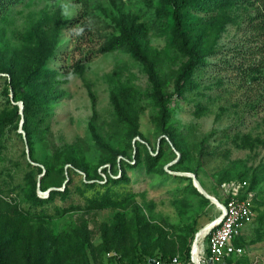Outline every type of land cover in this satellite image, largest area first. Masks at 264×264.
Wrapping results in <instances>:
<instances>
[{
    "label": "rangeland",
    "instance_id": "obj_1",
    "mask_svg": "<svg viewBox=\"0 0 264 264\" xmlns=\"http://www.w3.org/2000/svg\"><path fill=\"white\" fill-rule=\"evenodd\" d=\"M251 1L183 9L198 57L187 73L168 0H1L0 264L185 255L217 210L184 174L217 200L221 184H248L256 214L241 260L264 264V39L247 38ZM129 29L163 94L184 82L164 126L178 159L145 65L113 46ZM27 74L20 126L11 81Z\"/></svg>",
    "mask_w": 264,
    "mask_h": 264
},
{
    "label": "built area",
    "instance_id": "obj_2",
    "mask_svg": "<svg viewBox=\"0 0 264 264\" xmlns=\"http://www.w3.org/2000/svg\"><path fill=\"white\" fill-rule=\"evenodd\" d=\"M222 200L213 203L217 215L209 222L215 223L198 237L195 233L188 257L179 254L168 261L150 258L144 264H239L246 254L236 241L242 238L245 229L255 219L254 195L245 181H229L220 185ZM222 201V202H221Z\"/></svg>",
    "mask_w": 264,
    "mask_h": 264
},
{
    "label": "trees",
    "instance_id": "obj_3",
    "mask_svg": "<svg viewBox=\"0 0 264 264\" xmlns=\"http://www.w3.org/2000/svg\"><path fill=\"white\" fill-rule=\"evenodd\" d=\"M168 1H169L170 6H171V9H172V22H173V26H174L175 35L180 40V42L182 43L181 49L191 56V61L186 68V72L191 73V71L197 66L198 57H197L196 52H194L191 49H188V47H187L188 43L186 42V39H185L186 38L185 33H184L185 24H184V18H183L182 11L187 6L193 5L195 0H168ZM198 1L204 2L205 0H198ZM257 3H258V6L256 7L255 5ZM0 5H1V0H0ZM251 6L254 8V10H256V13L249 20L250 22L248 24V30H247V32L249 33V37H247V38H249L250 41L257 43V42L261 41L262 39H264V0H252ZM122 34H123L122 38L115 39L113 46L118 47V46L126 45L130 49L132 54L137 59H139L141 62H143V64L145 65L146 71L149 75V78L155 84L154 85V92H155L154 99H155V104L159 109V119H160L159 122H160L161 131L165 135L164 138L166 141H167V139L169 141L170 140L172 141V137L164 129V126L166 125V122L168 121V118H169V111L167 108V104L172 102V100L174 98L175 99L180 98V96L183 93L184 82L182 80H180L178 82L177 87L175 88V91L173 94H170V95L163 94L160 91V89L158 88V85L156 82V76H155V72H154L153 68L148 63H146L145 59L142 57V55L138 49L136 42L133 39V34H134L133 30L132 29L124 30V32ZM239 66L242 67L243 64L240 63ZM247 70L251 74L252 73H258L260 70V67L258 65L256 66V63H251L248 65ZM30 81H31V77L28 76V74L19 82L11 81L12 102H16V103L22 102L23 114L25 117V120L23 119V121H25L24 123H26V121H27L26 118L29 114V109L27 108L26 95H27V87L29 86ZM15 106L18 107L17 105H15ZM1 123H3L2 120H0V124ZM172 145L174 147V144H172ZM36 187H37V185H36ZM39 188H40V186H39ZM249 190H251V189L249 188ZM34 193H35V187L33 188V195H34ZM236 245L242 246V247L245 246L244 243L241 242V239L236 241ZM189 249H190V246H189ZM188 253H189V250L187 251V253L185 255H182V256L188 257ZM170 257L169 256H167V257L162 256L159 259L166 262V261H168V259ZM146 261H147V259L142 260V258H140V264H144ZM107 264H128V263H121L120 259L116 255L109 254ZM239 264H242V263L240 262Z\"/></svg>",
    "mask_w": 264,
    "mask_h": 264
},
{
    "label": "water",
    "instance_id": "obj_4",
    "mask_svg": "<svg viewBox=\"0 0 264 264\" xmlns=\"http://www.w3.org/2000/svg\"><path fill=\"white\" fill-rule=\"evenodd\" d=\"M11 98H12V93H11ZM14 105H17L19 107V114L22 116V111H23V104L22 102H13ZM23 124V119H21V122H20V126ZM167 139V138H166ZM168 141V144L170 145V147L173 149V151L176 153L177 155V159L179 157L178 153L176 152L175 148L173 147L172 143L167 139ZM187 178L191 179V183H192V186H194V188L196 189L195 187V184L196 182H198L194 176H192L191 174H184ZM67 181H68V178H66V180L64 181L63 183V189L65 188L66 184H67ZM199 183V182H198ZM39 186H40V183L37 184V192L40 194V190H39ZM196 191L201 194L202 196H204L206 199H208L209 201H211V203H215V198H213V201L212 199H210L204 192H202L201 190H198L196 189ZM49 193L47 192L46 193V196L48 195Z\"/></svg>",
    "mask_w": 264,
    "mask_h": 264
},
{
    "label": "bare ground",
    "instance_id": "obj_5",
    "mask_svg": "<svg viewBox=\"0 0 264 264\" xmlns=\"http://www.w3.org/2000/svg\"><path fill=\"white\" fill-rule=\"evenodd\" d=\"M197 184H198V186H199V189L198 188H196V189H198V190H201L202 192H204L208 197H209V195L203 190V188L201 187V185L198 183V182H196ZM196 187V186H195ZM210 198V197H209ZM211 199V198H210ZM213 200V199H212ZM215 223H213V224H210V223H208V225H206L205 226V228L206 227H208V226H212V225H214ZM201 232V231H200Z\"/></svg>",
    "mask_w": 264,
    "mask_h": 264
},
{
    "label": "crops",
    "instance_id": "obj_6",
    "mask_svg": "<svg viewBox=\"0 0 264 264\" xmlns=\"http://www.w3.org/2000/svg\"><path fill=\"white\" fill-rule=\"evenodd\" d=\"M203 190H204V188H203ZM204 191L207 192L206 190H204ZM207 193H208V192H207ZM210 227H211V226L206 227L205 230L203 231V234H204L205 231H206L207 229H209ZM203 234H202V235H203ZM202 235H201V236H202Z\"/></svg>",
    "mask_w": 264,
    "mask_h": 264
}]
</instances>
